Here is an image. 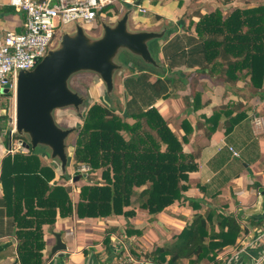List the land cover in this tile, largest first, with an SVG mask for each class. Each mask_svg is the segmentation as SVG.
Segmentation results:
<instances>
[{
    "label": "trees",
    "instance_id": "obj_1",
    "mask_svg": "<svg viewBox=\"0 0 264 264\" xmlns=\"http://www.w3.org/2000/svg\"><path fill=\"white\" fill-rule=\"evenodd\" d=\"M150 3L156 4L157 0ZM230 3L231 0H224V4ZM232 8L198 13V21H190L205 59L201 71L217 77L231 90L243 82L247 92L242 98L264 99V4ZM161 86L160 80L152 84L157 92L164 90ZM160 97H167L165 91ZM191 100L185 98L187 108L191 107ZM236 110H240V104L229 102L204 117L206 135L210 137L223 118L225 133H230L245 117L240 112L233 117ZM183 130V135L172 131L156 107L121 115L115 108L100 103L89 106L72 145L73 167L85 164L91 169L79 175L78 181L85 177L88 184L80 187L76 203L71 198V186L50 185L56 173L41 160V147L8 155L3 160L0 183L7 214L17 228L20 263L43 264V226H54L57 217L132 218L136 208L156 216L174 205L200 210V201L185 195L193 186L202 190L190 179L199 169L200 152L185 151L193 129L185 122ZM13 139L25 140L18 135ZM99 170L100 180L96 177ZM62 177L71 179L67 171ZM243 231L238 219L225 208L208 207L204 213L194 214L172 242L146 254V262L220 264L218 257L225 248L237 245ZM126 234L130 237L141 233L127 229ZM104 243L109 244V236Z\"/></svg>",
    "mask_w": 264,
    "mask_h": 264
},
{
    "label": "crops",
    "instance_id": "obj_2",
    "mask_svg": "<svg viewBox=\"0 0 264 264\" xmlns=\"http://www.w3.org/2000/svg\"><path fill=\"white\" fill-rule=\"evenodd\" d=\"M10 1L0 0V39L7 31L23 33L25 30V14L16 12ZM232 1L234 2L228 5L224 4V0H157L156 4L143 1L142 5L147 9L144 16L151 14V23L155 28L164 20L170 25L166 27L162 39L150 44L157 66L149 65L137 57L132 58L123 51L118 62L122 69L116 72L114 78L117 94L125 99L124 113L127 111L136 113L156 107L168 120L172 131L183 135L185 122L193 129L185 151L193 152L199 149V169L190 175V179L193 184L198 183L202 190L193 186L185 195L199 200L200 210L195 211L186 205H174L167 212L156 216L136 208V214L132 218L112 216L80 219L76 215L67 218L57 217L54 226H43L45 242L42 251L43 264H119V259L125 255L123 249L128 255H134L140 248L154 250L172 242L173 237L180 234L194 214L204 213L208 207L219 210L225 208L244 228L237 245L225 248L218 257L220 264H224V261L240 247L241 241L251 240L264 231V99L258 96L242 98L247 92L243 82H238L235 90H231L217 77H210L207 72H202L205 59L201 53V42L194 27L189 26L190 21H198V13L205 15L216 9L232 10L235 4L239 7L264 4V0ZM119 6L127 9L124 5ZM151 6L155 7L152 13ZM136 16L134 14V18ZM153 52L156 53L153 55ZM130 67L134 71H130ZM157 80H160L163 91L157 92L152 88V84ZM164 91L167 97L161 98L160 95ZM9 94L0 95V101L10 99L12 102L10 109L0 106V177L3 160L8 155H14L8 153L12 142L10 126L6 125L15 113V97L12 101L11 97H8ZM185 98H192L191 107H186ZM229 102L240 104V110L233 112V117L237 112L243 113L245 117L237 122L228 134L223 127L226 118H223L219 128L208 137L203 126L204 117H210L216 109ZM115 103L118 104V99ZM3 116L8 117L7 121L1 120ZM257 121L260 122L259 125ZM230 147L239 154V157L233 155ZM40 150L44 151L46 148L41 147ZM41 160L55 169L56 178L50 185L71 186V198L73 203H76L80 187L88 184L86 178L70 183L72 180L70 170L67 174L71 179L67 181L62 177L61 167L60 169L57 167L58 161L52 159L50 153L48 157L41 156ZM97 179L100 180L101 176ZM127 229L140 231L141 234L128 237ZM16 231V225L7 214L1 192L0 264H21ZM57 234L61 236L66 249L53 253ZM107 236L108 245L104 243ZM262 250L263 239L256 248L249 249L248 254L239 255L234 264H254L253 259ZM110 251H113L112 254ZM261 264H264V261Z\"/></svg>",
    "mask_w": 264,
    "mask_h": 264
},
{
    "label": "water",
    "instance_id": "obj_3",
    "mask_svg": "<svg viewBox=\"0 0 264 264\" xmlns=\"http://www.w3.org/2000/svg\"><path fill=\"white\" fill-rule=\"evenodd\" d=\"M132 11L128 9L114 26L103 23L102 34L96 38L90 37L80 25L72 34L63 33L58 45L33 70L18 73L14 87L15 132L25 140L13 139V150L18 149V144L27 150L46 148L65 173L69 162L67 140L77 128L59 127L53 114L71 107L79 111L85 102L83 96L70 88L71 78L79 73H93L105 85L107 95H111L115 74L122 69L117 60L123 51L157 66L150 44L162 39L167 28L160 32L131 31L128 23ZM9 93L10 85H7L0 95ZM79 179L80 176L73 181ZM55 237L53 253L64 251L66 246L61 236Z\"/></svg>",
    "mask_w": 264,
    "mask_h": 264
},
{
    "label": "built area",
    "instance_id": "obj_4",
    "mask_svg": "<svg viewBox=\"0 0 264 264\" xmlns=\"http://www.w3.org/2000/svg\"><path fill=\"white\" fill-rule=\"evenodd\" d=\"M143 1L151 0H11L10 5L14 10L26 16L25 30L23 33L7 31L0 39V93L7 85H10V91H14L18 73L33 70L48 52L58 45L62 36L61 26L78 23L85 29L94 27L99 17L111 14L119 5H124L127 9H136L140 14L146 15L147 9L142 5ZM259 123L257 121L258 125ZM9 126L12 142L13 136L16 135L15 116L10 118ZM25 150L27 151L18 144L17 150H13L11 146L8 153L15 154L18 151L24 153ZM229 150L235 157H239L232 147ZM90 170L85 164L77 167V172L81 174H87ZM1 192L0 183V194ZM262 239L264 240V231L251 240L241 241L240 247L224 261V264H234L239 255L248 254L249 249L256 248ZM128 261L136 262L131 255H128ZM262 261L264 250L253 259L254 264H261ZM119 264L127 263L121 257Z\"/></svg>",
    "mask_w": 264,
    "mask_h": 264
},
{
    "label": "rangeland",
    "instance_id": "obj_5",
    "mask_svg": "<svg viewBox=\"0 0 264 264\" xmlns=\"http://www.w3.org/2000/svg\"><path fill=\"white\" fill-rule=\"evenodd\" d=\"M231 2H234L231 0ZM236 6V4L234 5ZM119 7V8H118ZM117 11L116 14L114 11L111 12V14L109 15H103L102 17H99L96 21V23L94 24V27H86V33L90 36V37H99L102 34V24L105 23L107 25H111L114 26L115 23L122 18V16L127 12V9H125L124 7L121 6H117ZM155 10L154 6L150 7V11L151 13ZM134 14H136V18H134ZM160 18V17H159ZM164 18V17H161ZM151 14L144 16L142 14H140L136 9L132 11V13L130 14L129 17V23H128V29L131 31H158L160 32L163 28H168L170 25H168L167 21H161V24L158 27H154L151 23ZM138 24V25H136ZM180 24V23H178ZM176 24V25H178ZM80 25L78 23H70L64 26L60 27V32L63 33H74L76 31L77 26ZM154 43V42H153ZM123 53V52H122ZM128 53V52H127ZM156 52H153V55ZM132 58H136L133 55H131L130 53H128ZM120 58H118L117 62H120ZM122 64H124L123 62H121ZM132 66V64H130ZM130 71H134L131 67H130ZM119 79V77H117V80ZM120 81V80H119ZM70 88L73 91L78 92L81 96H83L85 98V102L83 103V105L80 107L79 111H76L74 108H66V109H61V110H56L54 111V118L56 121V124L61 127V128H72V127H76L78 128L79 126L82 125V118L85 116L87 109L89 106H91L94 103H100L103 104L107 107H112L115 108L116 111L123 115L124 114V102L125 99L124 97H122V95L117 94L118 90L117 87L114 86V91L111 95H107L106 93V87L103 84V82L101 81V79L90 72H84V73H79L74 75L71 80H70ZM11 92V91H10ZM13 92V91H12ZM11 92V93H12ZM8 96L11 97L12 101L14 98V93H12ZM116 99H118V104H116ZM12 105V102L10 99L7 100H1L0 101V106H2L5 109H10ZM9 122V121H8ZM7 122V123H8ZM9 124H7L6 126H8ZM76 136H77V132L73 133L67 140V155L69 157V162H68V166L66 168V171L68 172L70 170V176L73 177H78L79 175H81V173L77 172V169L73 167L74 164V160H73V148L72 145L74 144L75 140H76ZM41 151V155L43 156H49L50 151L48 149L46 150H40ZM57 167L60 169V163L57 162ZM68 169V170H67ZM78 175V176H77ZM97 178L99 176H101V170L97 171ZM73 179L70 181V183H72ZM78 182V181H76ZM176 236V235H175ZM174 236V237H175ZM153 249L150 250H144L142 248L138 249L137 251H135L134 255H131V257H133L135 260H137L136 262H134L135 264H148L149 261L147 258H145L146 254H148L149 252H151ZM146 251V252H145ZM123 253L125 255H122L123 261H125L127 264H134L128 261V254L126 252L125 249H123ZM135 255H139V259H136ZM121 256V255H120ZM130 257V256H129Z\"/></svg>",
    "mask_w": 264,
    "mask_h": 264
}]
</instances>
